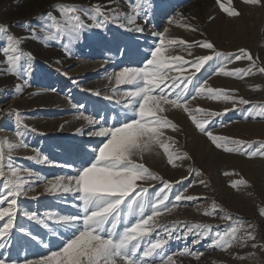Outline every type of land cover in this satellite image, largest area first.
<instances>
[{
	"label": "rangeland",
	"instance_id": "1",
	"mask_svg": "<svg viewBox=\"0 0 264 264\" xmlns=\"http://www.w3.org/2000/svg\"><path fill=\"white\" fill-rule=\"evenodd\" d=\"M222 2L226 7L238 10L240 15L229 16L220 8L217 0H145L144 11L148 14V23L144 22L143 12L136 19V25L143 27V32L120 27V23H125L123 19L116 23L109 21L105 27L86 30L80 41L69 46V55L63 47V43L68 41L67 36L63 43L45 42L32 36L31 29H36L37 36H43L40 28L48 13L60 17L56 10L58 4H75L84 8L99 5L105 11L116 10L132 15L128 0H0V24L7 25L9 32L22 40V51L31 53L33 58L30 72L26 77L18 78L3 71L7 68L6 56L0 51V138L18 139L15 135L16 117L12 114L16 111L23 124L28 126V130L21 129L28 147L13 154L15 164L48 179L75 174V167L65 165L79 166L90 159L92 149L103 139L88 135L97 127L85 123L82 115L103 117L107 125L132 115L126 112L122 103H117L123 91L130 86H119L118 91L113 93L112 89L117 87L114 76L124 67L142 66L145 58H150V50L159 43L154 33L162 32L165 27L170 29L169 38H182L189 43L207 40L217 50L236 55L240 54L239 49H246L257 66L264 67V0L259 5L248 4L244 0H231V4L228 0ZM84 19L86 23H92L87 17ZM169 19H174V23L169 25ZM136 25L128 27L134 28ZM183 25H192L198 31L193 32ZM5 44L6 41L0 40V48ZM174 50L175 54L184 55L186 59L211 52L197 46L191 49L192 57H189L182 46L176 45ZM24 63L26 61L22 60L21 64ZM225 63L226 70L247 69L252 61L241 59ZM209 64L211 67L205 65L197 74L194 84L207 81L208 87L232 90L235 97H243L251 103L237 104L233 108L231 102L201 96L191 101L189 107H202L221 113L225 108L233 109L221 116L211 117L212 123L207 125V130L216 136L250 142L253 147L248 151L255 150L264 143V117L254 107L264 104V73L257 68L253 69V74L237 78L214 74L218 64L216 61ZM24 79L28 84L22 93L15 94L16 85L24 84ZM189 91L191 93L192 86ZM97 92L99 95L95 94ZM167 115L178 126V131L166 129V136L173 137L177 141L175 148L186 152L189 158L178 160L179 166L173 167L167 163L163 149H157L145 153L143 163L168 181L175 182L187 177L182 184L173 183L169 193L173 202L174 195L184 189H187L186 194L203 199L181 202L174 212L160 217L159 222L205 223L212 225L213 231L222 232L232 224V221L221 219L227 212L233 220L241 221L245 228L251 225L249 230L256 236L255 241H248V247L234 246L222 251L210 247V239L193 243L192 235L184 238V228L181 226L166 246L167 253L174 254V264H264V248L250 246L252 243H264V215L260 211L264 209V157H249L243 152L229 153L217 148L182 109H169ZM79 129H83V134ZM226 147L235 145L229 143ZM37 151L42 157L46 156L48 162L37 163L27 158L36 155ZM201 180L204 184L200 183ZM239 180H246L247 185L233 188L232 183ZM151 184L155 187H149L148 196H152L161 186L157 181ZM33 188L34 191L29 192L27 197L19 198L20 210L15 221L17 227L12 230L9 246L0 251V257H6L9 264L12 260L22 264L25 258L35 259L58 251L72 235L71 231L47 220L58 233L53 235L49 229L28 219L25 211L35 212L42 219H46L45 214L49 212L82 214L81 209L74 206L80 202L72 195L64 194L62 198L60 194L46 193L42 181H37ZM213 201L224 212L217 209L213 216L203 215V210L209 208ZM21 226L25 232L19 231ZM27 232L38 237V240H33ZM39 241L48 247L45 248ZM185 248L203 254L199 259L194 255L182 254ZM237 256L247 258H235Z\"/></svg>",
	"mask_w": 264,
	"mask_h": 264
},
{
	"label": "snow or ice",
	"instance_id": "2",
	"mask_svg": "<svg viewBox=\"0 0 264 264\" xmlns=\"http://www.w3.org/2000/svg\"><path fill=\"white\" fill-rule=\"evenodd\" d=\"M128 2L132 15H125L116 10L105 11L99 5L84 8L75 4H58L56 10L60 13V17L48 13L40 28L43 36H37L36 29H31V35L45 42L62 43L67 36L68 41L63 43V47L70 55L69 46L80 41L86 30L105 27L109 21L116 23L123 19L125 23H120V27L128 31L143 32L144 28L136 25V19L143 12L144 22L148 23V14L144 11L145 0H128ZM228 2L231 4V0ZM244 2L259 5L262 0H244ZM217 3L229 16L240 15L235 8L226 7L222 0H217ZM84 17L92 23H86ZM173 23L174 19L168 20L169 25ZM129 25L136 26L132 28L128 27ZM183 26L193 32L198 31L192 25ZM169 31L170 29L165 27L162 32L154 33L159 38V43L150 50V58L146 57L142 66L124 67L114 76L117 87L112 89L113 93L118 91L119 86H130L123 91L121 100L117 101L123 104L126 112L132 114L130 117L107 125L103 117L82 115L81 118L87 124L97 127L96 131L89 132L88 135L103 139L92 149L90 159L84 160L79 166L65 165V167H75V174L48 179L16 165L13 154L28 147L23 138L24 132L21 131V129L28 130V126L23 124L18 111L12 113L16 117L15 135L18 139L12 141L8 138H0V221H3V224H0V251L9 246L12 230L17 227L15 221L20 210L19 198L27 197L29 192L34 191L33 185L37 181L44 183L46 193L60 194L62 198L64 194L72 195L80 202L74 206L79 207L82 214L64 215L49 212L45 214L46 219H42L35 212L25 211L24 215L28 219L49 229L53 235L58 233L50 227L47 220H52L59 227L71 231L72 235L58 251H51L35 259L25 258L22 264H174V254H168L166 246L173 238V233L181 226L184 228V238L192 235L193 243L210 239V247L222 251H228L234 246L248 247V241L256 240V236L249 230L251 225L245 228L241 221L233 220L232 215L227 212L221 219L232 221V224L222 232L213 231V226L205 223L173 221L170 224H161L159 222L160 217L174 212L181 202L203 199L186 194L187 189H184L174 195L173 202L169 196L173 183L182 184L187 177L175 182L168 181L143 163L145 153L157 149H163L167 163L173 167L179 166L178 160L189 158L186 152L175 148L177 141L173 137L166 136V129L178 131V126L168 118L169 109H182L187 113L196 128L207 135L217 148H223L229 153L243 152L249 157L258 155L264 157V151L261 150L264 149V143L249 152L248 149L253 147L252 143L216 136L212 131L207 130V125L212 123L211 117L221 116L233 109L225 108L221 113L202 107L195 109L189 107L191 101L201 96L215 101L231 102L233 108L237 104L251 103L243 97H235L232 90L208 87L207 81L198 85L193 83L205 65L211 67L210 61H216L218 64L214 74L237 78L251 75L253 69L257 68L260 73H264V67H258L253 56L246 49H239V55L225 53L217 50L215 45L207 40L189 43L182 38H169ZM0 40L6 41L5 46L0 48L6 56L7 68L3 71L18 78L26 77L30 72L33 58L31 53L22 51L20 47L22 40L11 34L8 26L3 24H0ZM176 45L182 46L189 57H192L191 49L197 46L211 52L186 59L184 55L175 54ZM241 59H247L252 63L247 69L226 70L225 62L232 63ZM22 60L26 61L23 65ZM27 84V79H24V84H17L15 94L22 93ZM190 86H192L191 93ZM95 94L99 95L98 92ZM105 98L112 99V97ZM254 107L258 109V114L264 117V104ZM78 131L83 134V129ZM229 143L235 147H226ZM27 158L37 163L48 162V158L42 157L38 151L36 155ZM152 181L159 182L161 186L152 196H148L149 187H155L151 184ZM200 183L204 184V181L201 180ZM238 185H247V181H234L231 186L237 188ZM217 209L224 212V209L213 201L209 208L203 210V215L213 216ZM260 211L261 215H264V209ZM19 231L26 230L21 226ZM26 234L33 240H38V237L33 236L31 232ZM39 242L45 248L48 247L43 241ZM250 246L264 248V243H252ZM182 254L194 255L199 259L203 253H193L185 248ZM0 264H9V261L6 257H0ZM10 264H19V262L12 260Z\"/></svg>",
	"mask_w": 264,
	"mask_h": 264
},
{
	"label": "bare ground",
	"instance_id": "3",
	"mask_svg": "<svg viewBox=\"0 0 264 264\" xmlns=\"http://www.w3.org/2000/svg\"><path fill=\"white\" fill-rule=\"evenodd\" d=\"M77 117V116H76ZM85 123H87V122H85ZM85 126V125H84Z\"/></svg>",
	"mask_w": 264,
	"mask_h": 264
}]
</instances>
